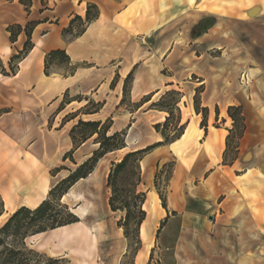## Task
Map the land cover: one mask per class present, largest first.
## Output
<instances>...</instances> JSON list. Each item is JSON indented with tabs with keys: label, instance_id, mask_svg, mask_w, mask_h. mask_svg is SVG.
Segmentation results:
<instances>
[{
	"label": "crops",
	"instance_id": "1",
	"mask_svg": "<svg viewBox=\"0 0 264 264\" xmlns=\"http://www.w3.org/2000/svg\"><path fill=\"white\" fill-rule=\"evenodd\" d=\"M20 1L0 0V58L7 70L27 40L22 33L13 44L7 28L37 23L32 34L34 47L20 62L16 75L0 73V229L19 209L38 208L53 188L99 148L97 135L75 148L72 129L80 121L105 123L109 119L113 122L109 135L127 130V147L105 155L93 173L66 195L78 188L93 192L96 183L111 226L107 179L112 163L162 139L154 126L164 123L168 114L151 106L166 92L182 88L180 81L188 85V80L197 77L198 86L203 87L201 107L209 109L208 131L201 128L202 115L195 112L196 92H189L187 105L180 104L182 123L190 116L187 128L170 145L187 147V152L175 160L167 210L162 208L165 225L159 262L264 264V73L261 76L259 69H251L257 83L248 102L236 84L244 63L236 56L222 52L219 57L202 56L193 61L188 55L193 66L189 75L179 77L173 72L165 76V66L179 60L181 24L191 30L204 18L191 15L196 19L188 21L190 10L182 8L181 0H31L29 11ZM89 4L99 9V18L81 36L65 37L63 31L76 16L85 20ZM213 16L215 24L202 40L211 51H224L229 43L223 34L228 13ZM234 23L239 24V19H231L230 25ZM55 50L66 51L74 67L72 75L64 76L62 68L50 76L45 74L46 55ZM131 74L130 105L151 97L134 109L122 104L125 81ZM90 102L100 104V110L90 111ZM239 105L247 129L235 160L225 163L226 141L233 129L228 108ZM196 143L199 149L192 151ZM158 149L142 161V171H151L147 158ZM73 150V161L65 160ZM162 163L156 160L157 165ZM148 181L147 187L142 181L138 190L147 192V202L155 211L161 200L152 172ZM64 197L62 203L70 206L71 200ZM82 206L77 202L73 209L79 220ZM79 224L36 235L31 244L60 257L58 237ZM45 236L46 241L40 243Z\"/></svg>",
	"mask_w": 264,
	"mask_h": 264
},
{
	"label": "trees",
	"instance_id": "2",
	"mask_svg": "<svg viewBox=\"0 0 264 264\" xmlns=\"http://www.w3.org/2000/svg\"><path fill=\"white\" fill-rule=\"evenodd\" d=\"M21 4L25 6L27 11L32 7L31 0H21ZM99 18V9L92 4L88 5V10L85 20L76 16L70 23L69 27L63 31L65 37L81 36L86 27ZM36 22H29L25 27L19 25H11L7 28L10 34V41L14 44L18 37L24 33L27 40L23 50L17 55H14L9 62V70L5 68L0 58V73L3 76H15L20 62L31 52L34 47L32 42V34L36 28ZM76 28V32H74ZM64 69L65 75L70 76L74 73V67L71 65V60L64 50H55L46 55L45 58V74L50 76L58 69ZM133 82V75H129L124 85V99L122 104H126L130 93L129 84ZM202 88L196 90L194 97V108L197 115H202L201 128L208 131V115L209 109L201 107L200 95ZM66 99V98H65ZM183 99V94L177 90H170L159 100L154 103L151 108L157 109L168 114L164 123L154 126L155 131L161 136L162 141L152 144L144 149L129 152L117 162L112 163V167L107 179V188L110 190L109 208L115 214H121V219L118 221V228L123 231L124 237L127 240V251H133L136 256L141 249L140 230L147 218V212L144 206L147 202V194L139 192L138 188L142 184V161L156 149L163 146H170L181 139L187 128V124H182L180 104ZM151 101V97H145L141 104ZM141 104L132 105L134 108H139ZM90 111L98 112L101 108L100 104L90 102ZM228 116L233 121V129L229 131L226 141L225 163H227V153L233 147L234 156L231 159L232 163L238 153L240 141L243 138L247 125L244 117L242 106H231L228 108ZM112 120L109 119L105 123L102 122H83L80 121L71 131V138L75 148L81 146L88 139L97 135V143L99 148L94 152L93 156L84 164L72 172L66 179L61 181L49 194V197L38 208L30 210L21 208L16 211L0 229V246L3 244V238L14 235L26 239L29 236H36L47 233L62 227L79 223L80 220L71 211V209L62 205V198L69 190L80 180L86 179L95 170L98 162L108 153L123 150L127 147L126 137L127 130L109 135ZM74 150L65 156V160H71ZM175 168V162L173 163ZM173 175V174H172ZM172 178V176H171ZM169 179V182L171 180ZM157 181V179H156ZM159 194L162 207L167 210L166 196L159 190L155 184ZM167 186V191L168 192ZM60 208V209H59ZM165 224V222L163 223ZM30 234V235H29ZM133 243L135 248L133 249ZM38 259H43L36 251H30ZM11 258L7 264H24V261L18 259L21 251H12ZM46 264H70L63 257L47 258ZM43 264V263H39Z\"/></svg>",
	"mask_w": 264,
	"mask_h": 264
},
{
	"label": "rangeland",
	"instance_id": "3",
	"mask_svg": "<svg viewBox=\"0 0 264 264\" xmlns=\"http://www.w3.org/2000/svg\"><path fill=\"white\" fill-rule=\"evenodd\" d=\"M181 1L185 6H182V8L190 10L188 21L196 19L191 15H202L204 18L191 30L189 27L186 29L187 27H184V25L181 24V33L179 34V42L181 44L179 60L175 62L173 66L171 64L165 66V76H171L173 75V72L175 75H179V77L181 75H189L193 66L189 61L188 55L193 57V61H198L197 59L202 56L207 59H209V56L219 57L222 52L225 56H236L240 58V61L241 59L244 61V63H240V66H243V69L238 72L236 84H238L240 91L245 95V99L248 102L249 98L251 99L252 97V90H255V83H257V81H255L256 77L254 76L253 80V77L251 76L253 73L251 69H259L261 76H263L264 73V0ZM221 11L224 14L228 13V28L227 31L223 32L225 35L224 38L229 42L228 48L224 51H211L209 47L210 45L205 44L202 39L204 34L215 24L216 19L213 14H219ZM234 18H238L240 23L237 25H235V23L230 25L231 19ZM219 30L220 28H218V31ZM218 33L219 32H216L214 35L216 36ZM188 81L190 82L188 85L183 84L182 81H180L183 87L180 89L175 88L183 94V98L186 96V99H182V107H184V105L186 106L187 101H189V98L187 100L189 92H196V90L200 88H202L203 91V87L198 86L199 81H197V77H192V79ZM130 87L131 84H129V89ZM126 103L129 107L132 106L130 105L131 102L129 96ZM132 108L134 109V107ZM188 119H190V116H185L182 124H187L186 122ZM161 141L162 139L155 140L153 144ZM232 146L234 147V145ZM233 147L227 153L228 162H230L234 156ZM198 149V143L194 144L192 151ZM185 152H187V147H182L181 145H178V148L176 149L171 146L160 147L157 152L147 158L151 171H142V181L144 185L146 187L148 186V176L150 172H152L153 183L157 184L159 190L166 196L167 186L170 183L169 179L174 172L173 163L177 158L182 157ZM156 160H161L163 163L157 165ZM146 189L147 188H145V190ZM145 193L147 194V192ZM101 201L104 205V196H101ZM75 204V202L71 201L70 206H68L72 212ZM62 205L65 204L62 203ZM162 208V203H160L159 207L153 211L150 202L148 201L146 203L145 210L147 212V218L140 230V240L142 245L136 256L132 250L129 252L127 251V241L124 237L123 231L117 226L118 221L121 219V214H112L111 212H108L112 225L107 237L103 239L102 244L97 249H93L90 253L83 254L82 252H79L80 247L77 244L69 243L61 246L62 255L60 257L68 260L70 264H161L159 262V248H161L162 243L160 238L165 225L163 224L165 219L161 216V213H164ZM79 226L80 225L71 227L68 231L77 230ZM47 236L42 238L40 243L45 242ZM32 237L29 236L26 239H23L20 236L9 235L3 238V244L0 246V264H7L6 262L12 256V251H21V255L18 256V259L24 261V264H46L45 261L47 258H60L50 256L46 251L41 250V248H39L40 250H37L38 246L31 244ZM134 248L135 244L133 243V249ZM31 250L39 253L43 259L36 258L31 254Z\"/></svg>",
	"mask_w": 264,
	"mask_h": 264
},
{
	"label": "bare ground",
	"instance_id": "4",
	"mask_svg": "<svg viewBox=\"0 0 264 264\" xmlns=\"http://www.w3.org/2000/svg\"><path fill=\"white\" fill-rule=\"evenodd\" d=\"M93 187H95L93 192L78 188L71 191L68 197L67 195L64 197V200H71L75 203L80 202L83 203V206L78 211L80 226L77 230L66 231L58 237L61 246L69 243L77 244L80 247L79 252L83 254L97 249L102 244L103 239L107 237L111 228L107 219L105 206L102 204L99 192L97 191L96 183L92 185Z\"/></svg>",
	"mask_w": 264,
	"mask_h": 264
}]
</instances>
